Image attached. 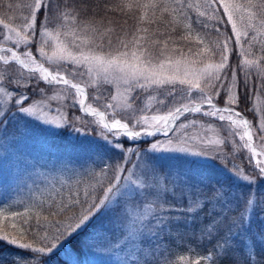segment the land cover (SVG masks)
<instances>
[{
	"label": "snow or ice",
	"instance_id": "snow-or-ice-1",
	"mask_svg": "<svg viewBox=\"0 0 264 264\" xmlns=\"http://www.w3.org/2000/svg\"><path fill=\"white\" fill-rule=\"evenodd\" d=\"M0 10V64L16 65L28 73L25 76V72H0V131L6 133L8 124L21 116L42 119L47 115L38 107L43 101L32 99L35 89L44 92L39 83L42 80L74 90L79 111L98 117L97 123L108 133L103 136L105 143L99 146L108 159L101 157L96 164L99 171L87 173L83 189L78 181L66 195L43 201L40 211H34L35 206L26 207L24 212L0 208V240L27 253L17 256L12 264H51L58 254L63 255L65 264H80L79 259H73L74 253L99 234L101 229L96 225L104 220L115 223L125 217L131 201L141 196L155 198L152 211L156 213V231L152 235L159 237L157 243L163 239L174 243L173 233L182 239L191 229L197 246H208L195 260L181 256L183 264H264V252L255 251L257 244L264 248V233L250 234L248 217L257 209L264 213V196L257 199L252 191L236 196L223 185L204 186L203 179L194 183L190 176L158 167L155 158L147 155L187 152L214 163L222 159L223 146L229 138L238 136L254 164L249 169L234 166L233 174L247 182L249 189L264 178V113L253 127L238 110L248 100L250 90L264 93V0H0ZM117 16L124 17L123 23ZM129 19L135 20L134 26L128 24ZM160 24L171 32L178 26L184 29L180 39L195 44L196 59L190 62L199 66L182 75L164 74L162 57L173 38L160 30ZM143 25L157 27L150 33L149 27ZM235 56L242 59L233 64L230 57ZM167 60L172 63L171 57ZM45 63L55 65V70ZM85 75L93 85L101 75L106 82L122 83L129 97L136 89H151L159 91L163 98L150 115L144 108L139 109L141 114L131 117V124L115 116L108 120L105 111L86 104L85 87L76 79ZM149 98L156 99L151 95ZM111 99L115 100L116 95ZM127 108L132 109V104L128 103ZM185 114L212 118L221 126L226 122L227 137L213 139L185 131L175 147L172 140L167 141V146L160 141H144L146 147L142 151L126 146L141 136H167L173 122L181 117L187 120ZM44 123L56 128L74 126V121L64 115L44 119ZM195 127L204 125L193 118L180 123L175 131ZM213 127L212 123L207 124L209 131ZM109 135L115 139H109ZM190 143L192 147L188 146ZM195 145L199 147L193 150ZM239 147L234 145L233 151ZM130 154L140 161L136 165L139 176L124 167L123 161L132 162L128 159ZM124 172L130 175H122ZM145 182L146 191L134 187L143 189ZM44 203L48 205V215L43 214ZM33 217L36 230L30 234L23 225L30 226ZM151 226L152 221L145 225ZM25 237L30 242H23Z\"/></svg>",
	"mask_w": 264,
	"mask_h": 264
},
{
	"label": "rangeland",
	"instance_id": "rangeland-1",
	"mask_svg": "<svg viewBox=\"0 0 264 264\" xmlns=\"http://www.w3.org/2000/svg\"><path fill=\"white\" fill-rule=\"evenodd\" d=\"M17 14H19L18 11ZM69 39L71 38L69 37ZM33 52L36 54L34 47ZM195 52H191L193 55L184 53L182 56L165 53L164 57H162L165 59L164 74L182 75L192 67L199 66L190 62L196 59L194 56ZM49 54H51L50 50ZM168 57H171V64L167 60ZM175 61H180V63L177 64ZM155 62L158 63L159 61ZM45 66L49 67L50 70H55V65L45 63ZM6 69L7 71H5ZM0 72L6 75H11L13 72L19 75L20 72H25V76L28 75L24 69L16 65L9 67L0 64ZM65 74L68 75L69 73L65 72ZM76 79L78 82H82V86L85 87L86 104L90 103L98 110L105 111L107 113L106 119L108 120L115 116V118L131 124L134 122L131 117L141 114L139 109L144 108L145 113L150 115L153 109L158 107V100L163 98L159 91L151 89L146 91L136 89L129 97L124 93L125 85L117 81L106 82L102 75L96 78L94 85L89 83L87 75ZM39 83L40 88H43L44 92L41 93L39 89H35L32 93V99L33 101H43V104L38 107L42 108L47 115L42 119H37L35 116H21L8 124L6 133L0 131V208H4L11 203L14 206L25 207L34 203L40 204V202L48 201L52 198L59 199L61 196H58V194H63L69 188H75L78 181L80 182V188L83 189L84 184L88 180L87 173L90 170L99 171V168H96V164L99 163L101 157L106 161L108 159L104 156V150L99 147L105 143L103 136L108 135V133L97 123L98 117L85 119L75 113L76 109L79 111V105L75 103L74 90H65L64 87L56 84H47L42 80ZM113 95H116L115 100L111 99ZM150 95L156 97V99H150ZM49 97L54 98L49 99ZM96 97H100V99L98 100ZM109 103L114 105V107L105 108L104 105ZM128 103L132 104V109L127 108ZM250 108L252 111L249 117L241 110H238L255 127L259 122L261 113H264L262 109L264 108L263 101L255 98ZM2 110L3 106L0 105V111ZM79 112L88 115L85 112ZM62 115L72 119L74 126L65 124L63 128H56L54 124L44 123V119H57ZM76 116H79L80 119L75 120ZM185 116L187 120L198 119L204 127L175 131L180 123L187 122L185 117H181L178 121L172 123L167 136L163 133H156L154 137L142 141H147L148 143L160 141L167 146V141L172 140V146L175 147L185 131L187 134H198L213 139H224L228 135L229 128L226 122L221 126L219 121L212 118L195 114H185ZM208 123L213 124V130L209 131L207 129ZM75 128H79L80 131H75ZM236 131L242 132L243 129H237ZM49 133L65 134L70 140L68 146L64 149H56L50 146L45 139L46 134ZM109 139L115 138L109 135ZM136 142L129 141L126 146L134 150L140 149L141 151L146 147V145L139 146ZM234 145H240V147L233 151ZM188 146L192 147L193 145L190 143ZM198 147L199 145H195L193 150ZM223 149L222 159L217 160L213 164L229 173L233 182L237 181L243 184L240 188L238 187L240 191L238 196L241 193L247 194L252 191L247 186V182L237 179L233 174L234 166L246 169L251 164H254V161H249V153L242 148V142L239 141V137H230L228 144L224 145ZM147 155L154 157L156 164L166 160L165 156L167 155H177L193 161L208 163L205 158L192 156L187 152L159 151L148 153ZM128 159L132 162L123 161L124 167L131 169L132 173L139 176L140 169L136 165L140 161L131 154ZM168 169L169 166H165V170L168 171ZM122 175L127 176L130 173L124 172ZM140 179L143 180V177H140ZM134 187L138 191H146L148 182H145L143 189L139 185ZM154 199L152 196H141L139 199L131 201L125 217L115 223H110L106 220L102 221L99 234L89 241L88 246L84 247L92 264H144L145 259L155 257L159 246L164 244L163 240L165 239L157 243L159 237L152 235L156 231V222L153 219L156 213L152 211ZM148 221H152L151 227H145ZM165 232H167V229H165ZM174 235L176 234L174 233ZM160 236H164V233H160ZM144 239H148L150 242L142 243L141 241Z\"/></svg>",
	"mask_w": 264,
	"mask_h": 264
},
{
	"label": "trees",
	"instance_id": "trees-1",
	"mask_svg": "<svg viewBox=\"0 0 264 264\" xmlns=\"http://www.w3.org/2000/svg\"><path fill=\"white\" fill-rule=\"evenodd\" d=\"M12 2L22 3L23 0H12ZM17 11L19 12L20 10ZM0 14H2V10H0ZM194 15L195 13L193 12V16ZM117 19L119 20L120 23H123L124 17L117 16ZM128 24L130 26H134L135 20L129 19ZM143 26L149 27L150 33L157 27V25H143ZM159 28L160 30L165 31L166 34H170L173 38L172 40H169L168 47L165 50V53H170L178 56H182L184 53L193 55V53L189 52L190 47L192 48V52L196 51V46L194 43L190 44L189 42L180 39V37L184 34V29L182 27L178 26L175 32H171L170 29H165L163 24H160ZM132 30L134 31V27L132 28ZM230 30L231 29L229 26V31ZM128 38L130 39L131 37L129 36ZM240 59H242V57L239 56L230 57V61L233 64L239 62ZM240 78L241 80L243 79L242 75ZM59 86L64 87L63 85H59ZM255 98H257L258 100L259 99L262 100L264 105V93L252 92L250 90L248 100L244 103H241V105L239 106V110H241L248 117L250 116V112L252 111L250 106L255 100ZM262 109L264 111V108ZM75 113L77 115L82 116L85 119H93L94 117L86 114H81L77 109L75 110ZM45 139L50 146L56 149H64L66 146H68L70 142V140L67 138L65 134H59V133L46 134ZM121 139L123 140L124 138L121 137ZM142 142L144 141L139 140L136 143L139 146L145 145ZM165 158H166V160H164L166 161L165 163H163L164 161L162 162L159 160L161 163L158 162L157 164L158 167L165 169V166L168 165L169 166L168 171L179 172L182 174V176H190L193 178L194 183H197L201 181V179H203L204 186L206 187H211L213 185H223L228 191V193L235 194L236 196H238V193L240 192L238 190V187L240 188L241 185H243L241 182H237V181L233 182L232 177L229 175V173H227L225 170H223L222 168H220L219 166L213 163L197 162L191 159L179 157L177 155H171V156L167 155L165 156ZM249 168L250 167L246 169ZM251 189L252 192H254L255 195H257L256 196L257 199L261 197L260 195H264V178H259L257 180V183L253 185ZM67 191H65L63 194H58V196L66 195ZM42 202H40V204L34 203L32 205H28L25 207L14 206V204L11 203L5 206L4 208L7 209V211L24 212L26 207L35 206L33 210L40 211ZM233 204H235V201H233ZM43 214L48 215L47 203L43 204ZM248 217H249V221L251 222L250 234L264 233V213H261L259 209H257L254 213L249 212ZM101 225H102V221H100L96 225V227L101 228ZM23 226L29 228V233L31 234V232L36 230L35 218L33 217L32 220L30 221V226L29 225H23ZM9 231L12 230L9 229ZM13 234L19 236L18 233L13 232ZM172 235H173L172 238L174 240V243L169 239L163 240L164 244L159 246L157 251L158 253L155 255V257L145 259V261H147V264H183V262L180 261L179 259L181 256L185 257L187 260H195L200 255L204 254L208 249V246H205L204 248H200L197 246L195 240L193 239L191 229H189L186 232V234L182 239L176 238V235H174V233ZM23 242H30V241L28 240V237H25V240ZM255 251L257 253H261L264 252V248H262L259 244H257V246L255 247ZM26 255L27 253L24 252V250L18 249L17 247L8 244L6 241L0 240V264H12L13 260L17 256H26ZM73 259H79L80 264H92V262L90 261V257L87 254L85 248H83L79 252H75ZM51 264H65V258L63 257L62 254H58L57 257L53 261H51Z\"/></svg>",
	"mask_w": 264,
	"mask_h": 264
},
{
	"label": "water",
	"instance_id": "water-1",
	"mask_svg": "<svg viewBox=\"0 0 264 264\" xmlns=\"http://www.w3.org/2000/svg\"><path fill=\"white\" fill-rule=\"evenodd\" d=\"M105 119H106V117H105ZM148 138H150V137H148V136H146V137H140V140H146Z\"/></svg>",
	"mask_w": 264,
	"mask_h": 264
}]
</instances>
